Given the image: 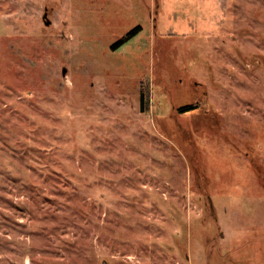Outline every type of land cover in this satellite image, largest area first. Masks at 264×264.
I'll use <instances>...</instances> for the list:
<instances>
[{
  "label": "rangeland",
  "instance_id": "374dc122",
  "mask_svg": "<svg viewBox=\"0 0 264 264\" xmlns=\"http://www.w3.org/2000/svg\"><path fill=\"white\" fill-rule=\"evenodd\" d=\"M0 264H264V0H0Z\"/></svg>",
  "mask_w": 264,
  "mask_h": 264
},
{
  "label": "flooded vegetation",
  "instance_id": "af4514ba",
  "mask_svg": "<svg viewBox=\"0 0 264 264\" xmlns=\"http://www.w3.org/2000/svg\"><path fill=\"white\" fill-rule=\"evenodd\" d=\"M159 4L157 3V8H158ZM47 22V21H46ZM49 24H51V20H48ZM135 29L133 31L127 32L126 36L124 38H120L118 39L115 43H113V47L116 48L117 46H119L120 44H122L123 42H125L129 37H131L132 35L136 34V32H134Z\"/></svg>",
  "mask_w": 264,
  "mask_h": 264
},
{
  "label": "water",
  "instance_id": "95a60500",
  "mask_svg": "<svg viewBox=\"0 0 264 264\" xmlns=\"http://www.w3.org/2000/svg\"><path fill=\"white\" fill-rule=\"evenodd\" d=\"M46 14H47V13H46ZM46 14H45V15H46ZM46 23H47V24H49V22H48V21H47ZM66 73H67V70H66V69H64V70H63V74H66Z\"/></svg>",
  "mask_w": 264,
  "mask_h": 264
}]
</instances>
